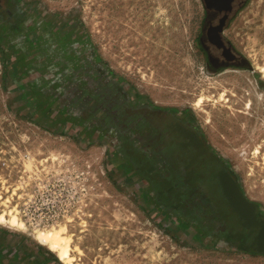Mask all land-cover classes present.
I'll return each instance as SVG.
<instances>
[{"label":"rangeland","instance_id":"1","mask_svg":"<svg viewBox=\"0 0 264 264\" xmlns=\"http://www.w3.org/2000/svg\"><path fill=\"white\" fill-rule=\"evenodd\" d=\"M246 3L226 35L264 71V0ZM204 19L203 0H0V233L58 264L38 233L69 264H264L151 116L190 125L264 216V81L248 71L256 100L240 72L207 73Z\"/></svg>","mask_w":264,"mask_h":264},{"label":"flooded vegetation","instance_id":"2","mask_svg":"<svg viewBox=\"0 0 264 264\" xmlns=\"http://www.w3.org/2000/svg\"><path fill=\"white\" fill-rule=\"evenodd\" d=\"M246 1L213 0V6L208 8L203 0L205 19L199 48L206 71L212 76L250 69L251 63L247 57L232 38L226 35L230 25L246 6ZM151 116L155 120L156 131L163 135L168 149L167 156L184 170L187 183L194 182L211 199L221 212L228 231L240 238L238 243L246 247L247 251L257 252L258 246L264 247L260 242H252L259 233L264 237V216L245 197L234 175L214 156L200 134L168 113L154 111ZM191 166L195 172H191ZM223 179L236 188L232 194L223 192Z\"/></svg>","mask_w":264,"mask_h":264},{"label":"crops","instance_id":"3","mask_svg":"<svg viewBox=\"0 0 264 264\" xmlns=\"http://www.w3.org/2000/svg\"><path fill=\"white\" fill-rule=\"evenodd\" d=\"M56 116L58 118L57 113ZM60 117L66 118L64 114ZM0 264H58V262L41 246L29 244L19 236L0 233Z\"/></svg>","mask_w":264,"mask_h":264},{"label":"bare ground","instance_id":"4","mask_svg":"<svg viewBox=\"0 0 264 264\" xmlns=\"http://www.w3.org/2000/svg\"><path fill=\"white\" fill-rule=\"evenodd\" d=\"M252 67L254 72L261 74V79L264 81V71L262 67H259L257 63L251 61ZM241 79L247 83V85L252 89L253 96L256 100H258L261 96V92L255 87L253 75L248 71H241L240 72ZM224 96L221 95L219 100H223ZM203 103L202 99H199L196 103L197 107H200ZM15 224L17 221L16 219L12 220ZM37 239H39L42 243H45L51 251H55L58 255L60 261L64 262L65 264H69V248L64 241L60 234H54L51 232H40L37 234Z\"/></svg>","mask_w":264,"mask_h":264},{"label":"water","instance_id":"5","mask_svg":"<svg viewBox=\"0 0 264 264\" xmlns=\"http://www.w3.org/2000/svg\"><path fill=\"white\" fill-rule=\"evenodd\" d=\"M205 2H206V5H207L208 8H211L213 6V3H214L213 0H205ZM249 66H250V69L248 71L253 72V68H252L251 64H249ZM253 78L256 81V84L259 85V82H258V78L259 77H258V75L257 74H253ZM190 169H191V172H195V168L194 167L191 166ZM222 183H223V192H226L227 191V192L231 193V192H233L236 189L234 186L228 185L227 184V181L225 179L221 180V184ZM234 238H235V240H237L238 242H240V238L239 237H234ZM255 241H257V243L260 242V243L264 244V237H262V234L261 233H259L257 236L254 237V239L252 240V242L255 243ZM240 246L242 248H244L242 245H240ZM262 246H264V245H262ZM256 251H257V253H260V254H263L264 255V247H259L258 246L256 248Z\"/></svg>","mask_w":264,"mask_h":264}]
</instances>
